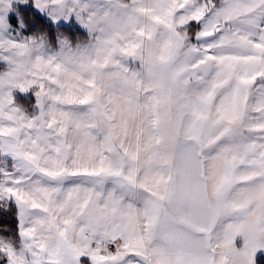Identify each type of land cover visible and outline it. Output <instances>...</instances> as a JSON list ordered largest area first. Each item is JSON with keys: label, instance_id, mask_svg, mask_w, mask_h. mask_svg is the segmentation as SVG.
<instances>
[{"label": "snow or ice", "instance_id": "6c2138e0", "mask_svg": "<svg viewBox=\"0 0 264 264\" xmlns=\"http://www.w3.org/2000/svg\"><path fill=\"white\" fill-rule=\"evenodd\" d=\"M0 216V264H264V0H0Z\"/></svg>", "mask_w": 264, "mask_h": 264}, {"label": "trees", "instance_id": "16d2710c", "mask_svg": "<svg viewBox=\"0 0 264 264\" xmlns=\"http://www.w3.org/2000/svg\"><path fill=\"white\" fill-rule=\"evenodd\" d=\"M62 31H66V29H61ZM7 220L10 224H12L14 226V221H12L11 217H3V216H0V221H3V220Z\"/></svg>", "mask_w": 264, "mask_h": 264}]
</instances>
